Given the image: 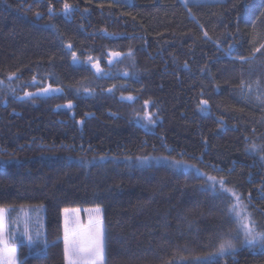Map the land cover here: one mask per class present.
Wrapping results in <instances>:
<instances>
[{
    "label": "trees",
    "instance_id": "trees-1",
    "mask_svg": "<svg viewBox=\"0 0 264 264\" xmlns=\"http://www.w3.org/2000/svg\"><path fill=\"white\" fill-rule=\"evenodd\" d=\"M261 157L264 0H0V208L45 210L20 264H64L80 207L103 210L105 264H264L236 239L211 259L238 228L229 191L264 231Z\"/></svg>",
    "mask_w": 264,
    "mask_h": 264
},
{
    "label": "snow or ice",
    "instance_id": "snow-or-ice-1",
    "mask_svg": "<svg viewBox=\"0 0 264 264\" xmlns=\"http://www.w3.org/2000/svg\"><path fill=\"white\" fill-rule=\"evenodd\" d=\"M70 10V5L67 3L64 4V11L67 13ZM207 35V33H205ZM112 55L118 56V53H113ZM76 58V54L73 53V59ZM99 71L98 64L93 65ZM44 93H48L50 91H58V89L44 88L42 89ZM32 93H25V96H32ZM129 101L133 99V97H127ZM147 105L148 102L146 101ZM201 105L206 106L207 101H201ZM67 107L71 108V102L67 105ZM152 121L149 120V123ZM252 151L255 152L257 146H251ZM141 163H146L148 161L147 157L137 158ZM264 159V157H261ZM90 163V162H89ZM173 167H178L179 164L175 161L169 162ZM198 176L203 177L202 173H199L197 169ZM216 183L221 185L223 189V185L225 183L224 180L216 181L214 177H207L205 180V184H210V189L206 190H215ZM223 191L227 192V189H223ZM239 201V197H237ZM237 206H233L229 211H235ZM97 211H99L97 209ZM65 220H64V235H63V255H64V264H103V254H104V242H103V229L101 227V221L99 219L93 221L89 220V224L87 226H81L78 222L73 224L72 220L69 216V210L65 209ZM238 224V228L236 230V235L232 237V239H222L219 248L218 254L223 255L226 252L235 251L236 243H233V240H238L239 231H243V239L239 240V244L241 246L248 247H259L264 248V231L257 230L256 221L251 218L249 214L247 217V222H243L240 218L239 213H236ZM6 210L0 208V261L3 264H18L17 259V248L9 247L7 240V232L8 226L6 222ZM229 219H231L229 217ZM231 235V234H230ZM31 241V237L29 236V242Z\"/></svg>",
    "mask_w": 264,
    "mask_h": 264
},
{
    "label": "rangeland",
    "instance_id": "rangeland-1",
    "mask_svg": "<svg viewBox=\"0 0 264 264\" xmlns=\"http://www.w3.org/2000/svg\"><path fill=\"white\" fill-rule=\"evenodd\" d=\"M127 2H133V0H126ZM182 2L183 5L188 6L189 4H193L196 2H205L207 0H179ZM209 1H220V0H209ZM114 59H117V56H113ZM96 71V70H95ZM97 72V71H96ZM50 86H46L45 88H49ZM51 88V87H50ZM44 89V88H42ZM38 90L36 92H32L34 95L42 96V95H49L53 96L55 94L60 93V90L58 91H50L48 93H44L43 91ZM51 89H57V88H51ZM251 92H255V96L258 97V99L262 96V91L259 87H252L249 88ZM29 93V92H26ZM31 93V92H30ZM32 95V96H34ZM24 97L30 98V96H25ZM145 120L147 118V121L152 120V117L145 113ZM179 164V163H178ZM179 168H183L184 170H191L190 167L186 166L185 164L180 163ZM218 182L219 180L216 179ZM216 185H219V183H216ZM229 195L231 198V208L235 205L237 206L235 211L231 212L233 215V218L235 221L237 220V215L236 213H239L240 218L243 220V222H247V217L249 215L247 211V206L241 199V195L239 193H236L235 191H229ZM237 197H239V201L237 200ZM6 210V222L8 226V232H7V240L9 247H16L17 248V259H18V264H20V259L18 257V252H19V245L20 244H27L30 247L37 245V243H42L44 245L46 244V233H45V210L43 206H24V207H19L17 209H11L7 207H1ZM97 209L99 211H97ZM69 216L70 219L72 220L73 224H76L77 222L81 226H87L89 224V220H97L99 219L101 221V227L103 229V242L105 239V226H104V219H103V210L102 208L99 207H92V208H85V207H80V208H69ZM64 220H65V213L63 211V232H64ZM238 225V224H237ZM64 235V234H63ZM29 236L31 237V241L29 242ZM243 239V231H239V238L238 240ZM237 240V241H238ZM239 244V243H238ZM248 247V246H246ZM250 250H256L259 247H248ZM231 252V251H230ZM229 252H226L223 255H217L216 258H211L217 260L218 258L225 257L228 255ZM210 259V260H211ZM0 264H3L2 261H0ZM103 264H105V242H104V254H103Z\"/></svg>",
    "mask_w": 264,
    "mask_h": 264
}]
</instances>
